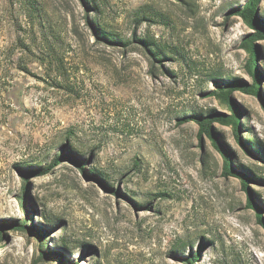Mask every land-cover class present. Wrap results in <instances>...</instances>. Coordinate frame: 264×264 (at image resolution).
<instances>
[{"label":"rangeland","instance_id":"374dc122","mask_svg":"<svg viewBox=\"0 0 264 264\" xmlns=\"http://www.w3.org/2000/svg\"><path fill=\"white\" fill-rule=\"evenodd\" d=\"M249 1L0 0V264H264Z\"/></svg>","mask_w":264,"mask_h":264},{"label":"trees","instance_id":"16d2710c","mask_svg":"<svg viewBox=\"0 0 264 264\" xmlns=\"http://www.w3.org/2000/svg\"><path fill=\"white\" fill-rule=\"evenodd\" d=\"M259 1L260 0H250L249 3L243 8L241 13L250 23H253V24L259 23L261 30L264 31V21L262 19H260L259 14L257 12V6H258ZM140 19H142V18H140ZM98 34L110 42H118L119 41L125 45L129 44V42H128L129 40L126 41L122 38H119L117 34H115L112 31L106 30L102 25L98 26ZM260 35H261L260 33H254V34L247 36L243 40V45L246 48H248L249 51L251 52V57L249 59L248 69H249L250 73H252L255 76L256 79H258L261 76L260 70H259L258 50H257V45L255 44L256 38L260 37ZM135 38H137V36H135ZM137 39L140 42H142L150 51H153L154 55L158 57L157 59H161V56L166 55V51L164 49H162V47L155 40L148 38V36L146 38L143 37V38H137ZM254 68H256V69H254ZM242 88L249 93H255V94H258L261 90V86H260L259 81L255 82L249 86H242ZM230 89H231V86L227 87V88L221 87V89H220L221 94L220 95H222L225 98V100L231 105V102L229 99L230 94H231ZM190 118H191L190 116H186L184 118V120H187ZM214 118L221 120V121L232 123L235 127L237 137L240 138V136L238 134L239 120L234 115H230L226 118H223L221 116H213V114H210V115H208V117H202V119L199 118V120L202 123L205 131H207L208 133H211V124H212L211 121ZM249 142L251 145H255L257 143V141L255 139L249 140ZM61 158H62V156L58 155L56 157V159L54 160V162L45 168V170L43 171L42 174H46L48 170L54 169L53 166L57 165V163L59 161H61ZM76 161L79 162V160H77V159H76ZM79 163L84 164L81 161ZM226 167L229 168V164H227ZM91 173L93 176L95 175L94 172H91ZM259 219H260V221H263L262 217ZM21 227H25V223L17 225V228H21ZM4 236H6V235L4 234ZM188 264H194L192 258H189Z\"/></svg>","mask_w":264,"mask_h":264}]
</instances>
